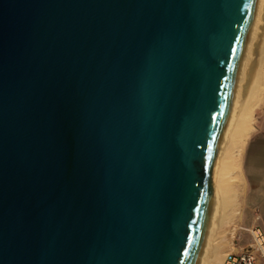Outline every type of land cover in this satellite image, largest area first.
<instances>
[{
    "label": "water",
    "instance_id": "95a60500",
    "mask_svg": "<svg viewBox=\"0 0 264 264\" xmlns=\"http://www.w3.org/2000/svg\"><path fill=\"white\" fill-rule=\"evenodd\" d=\"M263 0H0V264H200Z\"/></svg>",
    "mask_w": 264,
    "mask_h": 264
},
{
    "label": "bare ground",
    "instance_id": "6f19581e",
    "mask_svg": "<svg viewBox=\"0 0 264 264\" xmlns=\"http://www.w3.org/2000/svg\"><path fill=\"white\" fill-rule=\"evenodd\" d=\"M259 19L255 36L248 50L240 94L224 131L214 167L212 181L215 212L209 239L214 235L216 222L219 223L220 220L224 219L221 217L222 210L227 208L231 202L229 172L234 168V161L239 153L240 145L252 127L253 112L262 99L264 86V4ZM200 264H203V261Z\"/></svg>",
    "mask_w": 264,
    "mask_h": 264
},
{
    "label": "crops",
    "instance_id": "0c3cea01",
    "mask_svg": "<svg viewBox=\"0 0 264 264\" xmlns=\"http://www.w3.org/2000/svg\"><path fill=\"white\" fill-rule=\"evenodd\" d=\"M246 151L245 180L239 194L240 212L235 235L224 248L227 251L240 252L251 241V233L245 228L258 226L264 232V138L251 139ZM261 262L262 257L257 254L255 264Z\"/></svg>",
    "mask_w": 264,
    "mask_h": 264
},
{
    "label": "rangeland",
    "instance_id": "374dc122",
    "mask_svg": "<svg viewBox=\"0 0 264 264\" xmlns=\"http://www.w3.org/2000/svg\"><path fill=\"white\" fill-rule=\"evenodd\" d=\"M252 117V127L240 145L239 153L234 161V168L229 172L231 202L227 208L222 210L221 217H224V219L218 221L219 223L216 222L214 235L207 241L202 258L203 264H220L225 252H227L224 249L225 246L235 235L241 205L239 194L245 180L244 157L247 153L246 145L253 138H264V86L261 102L256 107Z\"/></svg>",
    "mask_w": 264,
    "mask_h": 264
},
{
    "label": "built area",
    "instance_id": "2783aa9c",
    "mask_svg": "<svg viewBox=\"0 0 264 264\" xmlns=\"http://www.w3.org/2000/svg\"><path fill=\"white\" fill-rule=\"evenodd\" d=\"M245 229L251 233V241L240 252L227 251L220 264H255L257 254L264 264V232L258 226Z\"/></svg>",
    "mask_w": 264,
    "mask_h": 264
}]
</instances>
